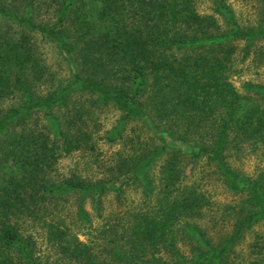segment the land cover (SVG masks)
Returning <instances> with one entry per match:
<instances>
[{"label": "trees", "instance_id": "trees-1", "mask_svg": "<svg viewBox=\"0 0 264 264\" xmlns=\"http://www.w3.org/2000/svg\"><path fill=\"white\" fill-rule=\"evenodd\" d=\"M255 1L247 24L226 0H210L209 11L196 0H0V18L52 40L70 69L53 96L36 97L43 63L28 38L0 32V101L21 97L0 107V264H35L26 220L43 227L64 264H264L256 240L241 257L234 250L264 221V173L230 163L244 142L264 149V80H230L264 44V0ZM38 8L47 20L33 19ZM73 91L119 112L102 137L120 146L95 179L52 172L60 157L96 147L89 106L66 102ZM39 108L43 119L30 121ZM129 120L145 132L127 131ZM200 163L236 198L218 238L203 225L211 201L193 178ZM129 185L140 189L137 202L103 217L102 197Z\"/></svg>", "mask_w": 264, "mask_h": 264}, {"label": "rangeland", "instance_id": "rangeland-1", "mask_svg": "<svg viewBox=\"0 0 264 264\" xmlns=\"http://www.w3.org/2000/svg\"><path fill=\"white\" fill-rule=\"evenodd\" d=\"M234 10L236 18L241 23L250 24L257 20V2L255 0H226ZM210 0H196V8L198 11H209ZM30 15L35 20H47L48 11L41 9H33ZM0 32L6 37L17 39L25 36L32 45L34 52L37 53L43 63V75L33 83V94L36 97L53 96L59 86L69 81L70 69L66 59L60 54L52 40L43 37L31 30H28L23 24L10 19L0 18ZM1 38V37H0ZM263 48V49H262ZM240 67L239 72L230 76L231 82L239 87L244 80L263 81L264 80V44L257 46L251 51L249 57L244 61L237 63ZM21 101V97H6L0 101V107L13 105ZM68 106L84 105L89 106L91 116L95 121L96 138L95 149L76 150L72 153L62 156L53 165V170L57 176L64 177L76 175L84 179H95L105 175L107 166L113 161L114 152L119 148V144L108 142L102 135L104 130L118 118L119 112L110 105H96L93 100H89V96L78 92H71L66 100ZM62 107V106H60ZM54 110V109H53ZM55 111H61L56 108ZM44 109L39 108L30 116V121L43 119ZM142 124L135 120H129L126 124L127 131L133 130L142 132ZM145 132V131H143ZM131 133H134L131 131ZM97 135H99L97 137ZM142 135L141 133L139 134ZM230 163L241 173L255 174L257 171L264 173V149L254 147L249 142H244L238 149V157H231ZM193 178L200 183L203 191L210 197V205L203 213V225L208 232L218 238L229 229L228 211L225 208L228 203L236 201V198L229 193L220 177L209 166L197 164L193 169ZM140 189L134 185H129L124 190L116 194L113 190H109L102 197L101 215L107 216L113 213L115 216L121 214L124 210H128L131 204L137 202L140 196ZM84 207L90 214L92 225L102 223L103 217L95 215L89 201L84 202ZM75 200L73 196L69 197L64 203V213L72 215L74 213ZM20 228L24 235H28L31 241L32 257L35 264H64V259L58 254L47 242L44 229L38 223H32L28 220L21 223ZM258 233V239L255 236ZM79 238L84 239L85 233H78ZM256 240L260 248L259 253L264 259V221L253 224L252 228L246 231L243 237L234 246L237 257L245 255L248 250V243Z\"/></svg>", "mask_w": 264, "mask_h": 264}]
</instances>
